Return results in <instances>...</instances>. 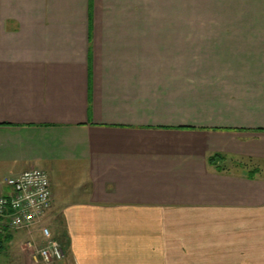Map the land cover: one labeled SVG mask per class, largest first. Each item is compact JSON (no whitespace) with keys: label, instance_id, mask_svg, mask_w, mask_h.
<instances>
[{"label":"crops","instance_id":"crops-1","mask_svg":"<svg viewBox=\"0 0 264 264\" xmlns=\"http://www.w3.org/2000/svg\"><path fill=\"white\" fill-rule=\"evenodd\" d=\"M35 167L0 264L43 225L75 264H264V0H0V193Z\"/></svg>","mask_w":264,"mask_h":264},{"label":"built area","instance_id":"built-area-1","mask_svg":"<svg viewBox=\"0 0 264 264\" xmlns=\"http://www.w3.org/2000/svg\"><path fill=\"white\" fill-rule=\"evenodd\" d=\"M11 187L8 194L0 193V223L7 219L12 229L31 228L42 223L51 209L53 191L48 172L35 167L19 175L9 177ZM44 244L37 249V255L47 264H56L66 257L63 245L54 238L48 226H42Z\"/></svg>","mask_w":264,"mask_h":264},{"label":"rangeland","instance_id":"rangeland-1","mask_svg":"<svg viewBox=\"0 0 264 264\" xmlns=\"http://www.w3.org/2000/svg\"><path fill=\"white\" fill-rule=\"evenodd\" d=\"M6 183H7V181H6ZM60 222H61V220L60 219H58L55 223H54V225L55 226H57V224L59 225L60 224ZM51 229V228H50ZM51 232H52V229H51ZM52 235L54 236V233L52 232ZM65 237V235H59L58 236V240L61 242V244L63 245V247H64V249H65V252H66V254H68V252H70V244L68 243V240H67V238H64ZM34 244V243H33ZM44 244V241H39V242H37L36 241V243L33 245V249L34 250H32V252H35V253H33L34 254V256H35V258H36V262H35V264H47L45 261H43L41 258H39V256L37 255V249L39 248V247H41L42 245ZM72 258H69L68 257V255H66V257H65V259L63 260V261H61V262H59V263H57V264H75L74 263V260H72Z\"/></svg>","mask_w":264,"mask_h":264},{"label":"trees","instance_id":"trees-1","mask_svg":"<svg viewBox=\"0 0 264 264\" xmlns=\"http://www.w3.org/2000/svg\"><path fill=\"white\" fill-rule=\"evenodd\" d=\"M59 263V262H58ZM57 264V263H56Z\"/></svg>","mask_w":264,"mask_h":264}]
</instances>
